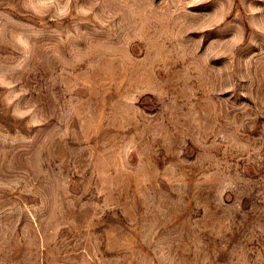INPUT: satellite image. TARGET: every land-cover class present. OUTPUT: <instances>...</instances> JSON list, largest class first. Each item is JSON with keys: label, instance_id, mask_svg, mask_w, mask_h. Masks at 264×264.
<instances>
[{"label": "rangeland", "instance_id": "rangeland-1", "mask_svg": "<svg viewBox=\"0 0 264 264\" xmlns=\"http://www.w3.org/2000/svg\"><path fill=\"white\" fill-rule=\"evenodd\" d=\"M0 264H264V0H0Z\"/></svg>", "mask_w": 264, "mask_h": 264}]
</instances>
